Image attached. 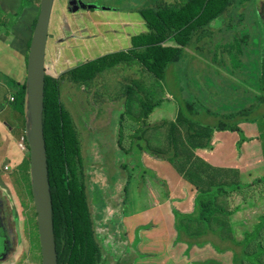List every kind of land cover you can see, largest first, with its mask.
Segmentation results:
<instances>
[{
    "label": "trees",
    "instance_id": "1",
    "mask_svg": "<svg viewBox=\"0 0 264 264\" xmlns=\"http://www.w3.org/2000/svg\"><path fill=\"white\" fill-rule=\"evenodd\" d=\"M235 1L181 0L180 5H178L176 0L170 2L166 0H143V4L149 5L147 10L138 7L130 9V13L138 11L142 15L148 28L147 32L134 35L132 41L125 43L126 46L131 45L133 55H129L127 49L109 52L104 56L84 61L76 67L67 69L59 77L45 74L43 126L58 264H121L122 262L121 259H117L113 263H108L102 255L103 242L96 230L98 221L95 216L98 219L103 218L102 211L106 204L96 214L92 207L90 209L91 182L89 178L91 176L87 172L89 169L87 164L94 161L90 162L89 160L90 145L89 141L85 143L84 137L80 133L81 123H77V117L75 118L73 112L62 102V97L65 96L63 92L69 87L68 81H72L75 85L72 93L78 105V99L75 95L78 84L84 85L85 89L91 93L92 89L89 87V82L96 79L106 69L108 73L113 72L115 66L122 63L126 64L127 67L146 68L156 77V80L162 81L150 90L156 92L162 87L164 93L163 84H167L168 67L170 63L176 61L179 63L184 55L189 54L186 48L202 55L214 54L215 59L217 58L215 63L222 64L232 77L229 86L230 93H225V101L219 106L208 105L194 94L183 98L180 101L175 120L169 124V141L171 142L169 146L160 147L158 150L148 148V144L141 140L136 131L133 138L136 144L130 143L128 147H130L129 150H133L134 147L139 150L146 149L156 157L168 159L184 179L196 187V212L192 214L173 210L177 232L175 242L186 243L187 236H190L193 242H189L188 249L194 245L201 246L204 244L199 240L206 232V227L210 226L208 220L211 213L217 214V212L224 211L223 207H218L217 199L220 197V200L224 202L238 189L235 184L224 185L222 182L213 180L215 191L209 192L206 189L205 169L201 164L203 159L195 153L196 148H212L209 143L212 134L207 135V142L204 143L200 140L206 137L205 128L230 129L241 133L240 122L252 121L261 125L264 124V86H260L253 79L255 63L259 57L258 47L264 53V1L260 0L261 6L258 5L256 8L247 11L238 20H229L227 25L223 24L224 20L220 18L224 13L228 14L230 18H236L244 13L245 6L237 8L240 10L239 13L236 12L237 9L232 10ZM133 6H135L134 3ZM153 6L154 10L151 11ZM112 8L119 9V7L114 6ZM37 18L38 16L33 23V29ZM224 18L227 19L225 15ZM208 27L216 29L219 35H209ZM249 29L252 30L251 36L248 33ZM170 38L176 45H163ZM258 41L259 46H250L256 45ZM113 46L114 41L111 43L108 40L105 41V47L112 48ZM238 76H241V79ZM14 92L15 100L11 104L16 105L19 109L24 131L26 78L23 83L17 85ZM230 94H232L233 99H231ZM99 101L95 93H92V100L87 102L89 107L96 108ZM201 101L206 104V113L220 116L221 119L215 126L198 122V116L202 113L198 108L202 104ZM157 102L147 97L140 101L139 105L144 113L148 114L157 105ZM77 115H79L78 112ZM86 116L90 118V123L93 122V114ZM201 116L205 115H200L199 118ZM228 121H232V124L229 125ZM166 123L168 124L167 121H162V134ZM183 130H187L182 134H185L187 141L193 145L183 144L182 140L176 138L178 133ZM90 131L87 138H90ZM116 139L120 149H123V131L117 134ZM157 142L159 143V141ZM28 155L30 157V151ZM186 156H190L191 159L186 160ZM141 165L143 166L142 163ZM122 166L125 168L124 164ZM21 169L24 172H22L23 177L20 179V190L28 191L32 198L30 158L27 162L23 161ZM213 177V174L210 175L211 179ZM23 186L24 189L22 190ZM94 190L97 197L101 190L99 186H95ZM126 194L127 189L125 187V197ZM103 195H105L104 192ZM125 203L126 198L123 205ZM196 214H199V218H196ZM31 217L32 215L27 217L26 222L29 225L33 224L35 236L39 243L35 211ZM263 226L264 223H260L256 227L257 232L260 233Z\"/></svg>",
    "mask_w": 264,
    "mask_h": 264
},
{
    "label": "rangeland",
    "instance_id": "2",
    "mask_svg": "<svg viewBox=\"0 0 264 264\" xmlns=\"http://www.w3.org/2000/svg\"><path fill=\"white\" fill-rule=\"evenodd\" d=\"M34 1L41 2V0H15V13H6L3 9H0V29H3L4 32H10L13 39L14 26L19 25L20 21L28 24L32 18L39 15L40 6H38L37 10L34 9ZM68 1L69 0H55L49 27L51 49L50 53L47 50L46 71L47 74H52L55 77H59L63 71L76 67L84 61L104 56V54H102L103 52H100V54L95 48L96 44L104 46L106 40H108L109 43L114 41L113 47L117 51L127 49L128 46L130 47L131 45L124 46L123 43H129V41H132V37L137 35V32L144 28L143 25H138L140 21H136L140 20L142 15L138 11L130 13L132 10L131 8L136 9V7H138L143 10L149 8L147 3H142L143 0H85L88 9H81L76 12L68 9ZM132 1L135 6H133ZM176 1L178 5H180L181 0ZM234 5L235 6L232 10H236L239 6H245L246 10L249 11L254 9V7H257L259 2L258 0H236ZM110 6L119 7V9L111 8ZM152 10H154V6L151 7V11ZM128 18H135L136 20H129ZM251 32L252 30L249 29V36H251ZM167 41L169 44L174 43L172 39H168ZM14 44L16 45L18 42L14 41ZM250 46H259V41L256 42V45L252 44ZM109 51H111V48L104 51V53ZM210 58H212V55H210ZM191 62H193V65L190 66L189 73H194L199 78L201 71L197 69V60H192ZM206 62L211 63L212 61L206 60ZM215 62L217 61L215 60ZM23 66L27 68V65L23 64ZM206 66L207 64H204V68H206ZM19 67L20 66L11 67L13 73L18 70ZM126 67V64H122L119 72L124 73ZM182 67L169 66L168 72L166 73V76H168L167 80L171 81L173 77H177L180 74V69ZM144 70L148 71L146 68H144ZM112 78H114V76L110 77V79ZM24 80L25 74L23 72L21 73V83H23ZM158 82L162 81L156 80L152 87L155 88ZM68 83L69 87L63 92V95L65 96L62 97V102L73 112L75 118L77 117V123H81V128H79L80 133L82 137H84L85 143L89 141L90 145L88 151L90 153L89 160L90 162L94 161L93 163L87 164L89 168L87 172L91 176L89 178V181L91 182V187L89 185L90 209L92 207L93 212L96 214L106 204L102 211L103 218L98 219L97 216H95L98 221L96 230L103 242L102 255L108 263H113L119 258L125 260V258H128V256L132 254L141 253L146 256V253H149L150 251V246L147 244L149 240L145 239L146 243H143L141 237V241L136 243V237L138 236L136 230L138 226H145L150 220L156 219L157 212L162 210L159 196L162 193L164 182H162V179L156 175V171L149 168L146 169L150 164L148 162L153 161L151 156L141 154V160L143 162H140V160L136 161V163L129 161L130 158L127 155V150L130 147L126 145L129 140L124 137L123 143L125 145H123V149H120L116 142V133L121 117L120 110L110 106L105 108V106L114 103V105L118 107L135 109L140 107V101L147 97L157 102L161 99L162 87L156 92H152V90L143 91L137 93V96H130V93L127 92L114 91L111 88L113 85L112 83L106 84L104 88L101 89L97 87V80L94 79L92 82H89V87L92 89L91 93L85 89L84 85L78 84L76 86L75 95L78 99L77 105L72 93L75 85H73V82L70 80ZM197 84L201 85L200 82ZM168 88L174 92V88L171 85H169ZM216 89V87L205 86L207 92H215ZM92 93H95L96 98L100 100L99 103H97L96 109H102L100 114L101 123L99 131L93 127L89 122L90 118L85 115L92 107H89L87 102L88 100H92ZM119 94H123L124 97L115 98V96ZM178 95L179 93L175 92V97H172L170 104L155 108L150 114V117L155 119L159 117L170 118L167 121V126L169 127V124L173 121L171 116L173 112H175L172 111V107H175L174 101ZM201 103L202 104L199 105L198 108L204 113L206 111V104L202 101ZM12 109L13 113L17 114L15 117L12 115L10 124L14 125L13 128L16 126L19 128L11 130L10 133H15L12 145L17 152L16 163L19 167L15 169L13 168L11 171H6L5 168L9 167L11 163L8 158L9 156L14 155L9 154L3 164L0 165H4V167L0 168V179L5 175V185L14 188V195L10 194L11 197L9 201L6 197H2L5 202L3 212L10 219L20 217L17 225V234L23 239L24 230L22 219L32 215L34 209L31 207L34 205L35 201L32 200L33 197L31 198L29 196L28 191L20 190V184L16 180L18 173L22 171L24 172V170L21 169L23 161L27 162L30 157L28 155L29 150L25 130L23 131L22 117L20 113H18L19 109L16 105H12ZM77 112L79 115L76 116ZM125 118L127 120H132L131 116L127 114V111L125 113ZM200 118L201 119H198L199 123L211 126H215L221 119L213 116H201ZM142 120L138 122V126H140ZM203 120L205 121L203 122ZM228 124L231 125L232 121H228ZM242 125L243 124L240 123L241 128ZM127 126L128 125L124 126V130ZM90 128H92V131H90ZM213 130L214 128L206 127V137L201 138L200 140L205 143L208 139L207 135H211ZM89 131L90 138H87ZM253 132L254 127L247 131L248 134H253ZM182 142L183 144L192 145V143L188 142L186 139H183ZM168 143L169 139L164 138L162 141V147H166ZM147 144L148 148L154 150L160 148V145L153 140H148ZM122 164H124L125 168ZM162 172L160 171V176L163 178L165 173L164 171ZM27 175H29L28 172ZM30 186L32 188L31 183ZM95 186H99L101 190L97 197L94 190ZM125 187L127 189L126 197L124 195ZM21 189L23 190L24 186ZM103 192L105 195H103ZM125 198L126 203L123 205ZM187 200H189L188 194L176 204H185ZM237 201L238 197H230L229 199V203L232 205L237 204ZM146 207H150V210L137 211ZM256 213L257 215L264 214V186H261V197L258 200ZM111 218L113 219L111 220ZM196 218H199V214H196ZM169 219L173 224L174 213L172 210L169 211ZM254 221H257V219H254ZM233 235L236 237L235 240H231ZM187 237L186 243H180L178 246L169 248L166 254H183L182 249L188 248L189 242H193L190 236ZM237 239V228L234 234V227L232 225L230 228V243H227L230 244L231 247V264H264V235L259 237H248L242 244H238ZM236 245L240 246V248H236L238 252L240 251L239 254H236L234 251V246ZM24 248L27 254L26 260L28 261L23 264H30V260L33 264H42V254L39 244L33 249L28 239L24 243ZM210 253H213V249L211 248L210 252H206L205 254ZM189 254H192V251ZM20 255L21 254H13L5 264H17L18 259L16 256ZM117 256L119 258H117ZM162 256V261H164V254ZM198 258V255H192V260H197ZM147 259L148 258L143 259L142 261H146ZM121 264H125V262H121Z\"/></svg>",
    "mask_w": 264,
    "mask_h": 264
},
{
    "label": "crops",
    "instance_id": "3",
    "mask_svg": "<svg viewBox=\"0 0 264 264\" xmlns=\"http://www.w3.org/2000/svg\"><path fill=\"white\" fill-rule=\"evenodd\" d=\"M166 1L170 2L173 0ZM258 2L259 6H261L260 0H258ZM38 6H40V3L34 1L33 8L37 10ZM0 9H3L6 13H15V0H0ZM236 12L239 13L240 10L237 9ZM246 12L247 10L245 9L244 13L236 18H230L228 14L224 13L220 19H223V24L227 25L229 20H238L243 17ZM224 15L227 19L224 18ZM37 16L38 15L32 18L28 24L20 21L19 25L14 26L13 39L10 32H4L3 29H0V165L3 164L9 154H14L8 158L9 162H11L9 167L12 169L18 168L19 165L16 163L17 152L12 145L15 133H10V131L19 127L16 126L13 128L14 125L10 124L12 115L15 117L17 114L13 113L10 96L14 95L17 85L21 83V73L24 72L26 78V67H24L23 64L27 65V56L33 33V23ZM128 19L136 20L135 18ZM136 21H140L139 24L144 27L142 30L138 31L137 34L148 31L146 20L143 17ZM208 33L209 35H219L217 30L212 27H208ZM14 41H17L18 44L15 45ZM163 45L175 46L176 43L169 44L166 40ZM95 48L99 53L103 52L102 54H106L104 51L110 49L105 47V45L97 44L95 45ZM50 49L51 40L48 35L47 50L49 53ZM258 49L259 57L258 61L255 63V75L253 76V79L257 81L260 86H264V53L259 47ZM186 50H188L189 54L184 55L181 58V62L170 63V66L183 67L180 69V74L177 77H173L171 81L167 80L168 76H166L167 84H163L164 93L162 92L161 99L148 114H145L140 107L135 109L124 108L118 107L114 105V103L105 106V108L110 106L120 110L121 117L117 128L116 138L117 134L123 131L124 137L129 140L126 143L127 146L130 143L134 145L136 144V141L133 138L134 133L137 131L138 136L146 144L148 140H153L156 143L159 141L158 144L162 147V139H169L170 128L166 123V127L162 134V121H168L170 118L159 117L155 119L150 117V114L155 108L170 104L172 97H175V92H178L179 95L175 98V107H172V111H175L172 114L173 117L171 116L173 121L179 110L180 101L183 98L188 97L190 94L198 96L211 106H219L225 101L224 96L226 92H229L230 81L232 79L229 72L223 68L222 64L215 63L217 58L215 59L214 54L210 53L202 55L189 48H186ZM116 51L117 50L112 47L109 52ZM127 51L129 55H133L131 47L128 46ZM210 55H212V58H210ZM192 60H197V69L201 71L199 78L194 73H189L190 66L193 65V62H191ZM206 60H211L214 63H207ZM204 64H207L206 68H204ZM17 66H20L19 69L13 73L11 67ZM121 67L122 64L120 63L115 66V69L111 73H108L107 69L102 71L96 77L98 84L97 87L103 89L106 84L112 83L113 85L111 88L114 91L127 92L130 93V96H137V93L150 91V88H152L156 81V77L142 67H126L124 73L119 72ZM111 76H114V78L110 79ZM198 82H200L201 85H198ZM169 85L174 88V92L169 90ZM205 86H212L217 89L215 92H207ZM123 97V94L115 96V98ZM230 97L233 99L232 94H230ZM126 111L127 114L131 116L132 120H127L125 118ZM101 112L102 109L91 107L89 112L85 114L94 115V120L91 124L98 131L101 123ZM200 115L220 118V116H214L211 113L206 112L199 114V116ZM199 116L198 119H200ZM140 120H142V122L140 126H138ZM204 121L205 120H203V122ZM240 123L243 124L241 133L238 131H231L230 129H214L209 139L212 148L195 149L196 155L203 159L201 164L205 169L206 189L209 192L215 191L213 181L222 182L224 185L235 184L238 189L230 197H238V201L237 204L232 205L229 203L230 197L224 202L221 201L219 197L217 199V205L218 207H223L224 211L217 212V214L211 213L208 220L210 226L206 227V232L199 240L200 242H204V244L201 246L195 245L190 249L184 248L182 249L183 254H166L169 248L180 245V243L176 244L175 242L177 237L175 218L172 224L169 219V211H173L175 208L183 213L194 214L196 212V187L184 179L168 159L156 157L150 154L146 149L139 150L134 148L133 150H129L128 148L127 155L130 158V162L136 163V161L139 160L140 162H143L141 160V154H147L153 158V161L148 162L150 164L147 168L156 171V175L162 179V182H164V187L162 186V193L159 196L162 210L157 212L156 219L150 220L145 226H138L136 230V232H138V236L136 237L138 243L141 241V237L143 243H146L145 239L149 240L147 243L150 246L149 253H146L147 255L144 256L137 252L138 254L129 255L125 260L121 259L122 262H125V264H231V247L230 244L227 243H230V228L232 225L234 227V234L237 228L238 244H242L248 237H259L264 235V226L260 233L256 230V227L260 223H264V214L257 215L256 213L258 200L261 197V186H264V124L261 125L252 121H243ZM125 125L128 126L124 130ZM252 127H254L253 134H248L247 131ZM91 129L92 128H90V130ZM184 131L187 130L178 133L176 138H179L180 140L186 139L185 134H182ZM170 144L171 142L169 141L167 146ZM123 145L125 144L123 143ZM185 158L186 160L191 159L190 156H186ZM1 167H4V165L0 166V168ZM160 171H164L167 178L165 175L162 178L160 176ZM22 172L18 173V176L16 177L19 184L20 179L23 177ZM212 174L214 177L211 179L210 175ZM4 177L6 176L4 175ZM4 177L0 179V194L1 198L6 197L9 201L11 197L10 194L14 195V188L5 185ZM187 194L189 200H187L185 204H176ZM167 195H169V197H167ZM140 210L149 211L150 207L142 208L137 211L139 212ZM254 219H257V221H254ZM232 237L231 240L236 239L235 235ZM237 247L240 248L239 245H236L234 246V251L236 254H239L240 251L238 252L236 250ZM210 248L213 249V253L205 254L206 252H210ZM191 251L192 254H189ZM163 254L165 256L164 261H162ZM22 255L23 254L20 256ZM192 255H198L199 258L197 260H192ZM20 256H16L17 259H19ZM117 258L119 257L117 256ZM146 258H148L146 261H142Z\"/></svg>",
    "mask_w": 264,
    "mask_h": 264
},
{
    "label": "water",
    "instance_id": "4",
    "mask_svg": "<svg viewBox=\"0 0 264 264\" xmlns=\"http://www.w3.org/2000/svg\"><path fill=\"white\" fill-rule=\"evenodd\" d=\"M68 2L71 11L88 8L83 0ZM53 6L54 0L40 2V12L33 29L26 68L25 135L30 151V178L37 208L42 264H58L43 126L47 40Z\"/></svg>",
    "mask_w": 264,
    "mask_h": 264
},
{
    "label": "flooded vegetation",
    "instance_id": "5",
    "mask_svg": "<svg viewBox=\"0 0 264 264\" xmlns=\"http://www.w3.org/2000/svg\"><path fill=\"white\" fill-rule=\"evenodd\" d=\"M83 1L85 2V0ZM67 7L69 9V2H67ZM110 7L112 8V6ZM81 9L82 8H80V10ZM4 203L5 202L1 198V194H0V264H5L6 261L13 254H23L22 256H20V258L17 261V264H23L24 262L28 261L26 260L27 254L24 248V243L29 239L31 247L34 249L38 244L40 246V241L38 243L37 238L35 236V230H34L33 224L29 225L28 222H26V218L22 219L24 238L21 239L18 236L17 225H18V221L20 217L18 218L14 217L10 219L7 215H5L3 212ZM31 208L34 209V211L36 212V217H37L36 204L34 203V205H32ZM33 213H32V217H33ZM38 235H39V232H38ZM30 264H33L31 260H30Z\"/></svg>",
    "mask_w": 264,
    "mask_h": 264
},
{
    "label": "built area",
    "instance_id": "6",
    "mask_svg": "<svg viewBox=\"0 0 264 264\" xmlns=\"http://www.w3.org/2000/svg\"><path fill=\"white\" fill-rule=\"evenodd\" d=\"M10 100L11 101H14L15 100V96L14 95H11L10 96ZM5 169H6V171H11L12 170V168H10V167H6Z\"/></svg>",
    "mask_w": 264,
    "mask_h": 264
},
{
    "label": "bare ground",
    "instance_id": "7",
    "mask_svg": "<svg viewBox=\"0 0 264 264\" xmlns=\"http://www.w3.org/2000/svg\"><path fill=\"white\" fill-rule=\"evenodd\" d=\"M54 2H55V0H54ZM187 60H188V59H187ZM244 68H245V67H244ZM244 68H243V69H244ZM248 68H249V67H248ZM246 69H247V68H246ZM244 70H245V69H244ZM242 73H244V72H242ZM242 73H241V74H242ZM246 74H247V73H246ZM244 75H245V73H244ZM235 76H236V75H235ZM236 77H237V76H236ZM238 77H239V76H238ZM240 77H241V76H240ZM240 77H239V78H240ZM240 79H241V78H240Z\"/></svg>",
    "mask_w": 264,
    "mask_h": 264
},
{
    "label": "clouds",
    "instance_id": "8",
    "mask_svg": "<svg viewBox=\"0 0 264 264\" xmlns=\"http://www.w3.org/2000/svg\"><path fill=\"white\" fill-rule=\"evenodd\" d=\"M69 9H70V8H69ZM82 9H83V8H82ZM86 9H88V8H86ZM79 10H80V9H79ZM123 45H124V46H126V44H125V43H123ZM121 64H122V63H121Z\"/></svg>",
    "mask_w": 264,
    "mask_h": 264
}]
</instances>
